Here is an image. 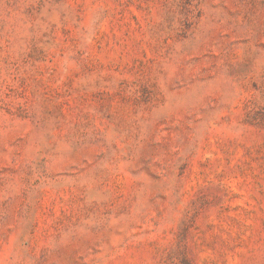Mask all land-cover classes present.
Wrapping results in <instances>:
<instances>
[{
  "label": "rangeland",
  "instance_id": "obj_1",
  "mask_svg": "<svg viewBox=\"0 0 264 264\" xmlns=\"http://www.w3.org/2000/svg\"><path fill=\"white\" fill-rule=\"evenodd\" d=\"M0 264H264V0H0Z\"/></svg>",
  "mask_w": 264,
  "mask_h": 264
}]
</instances>
